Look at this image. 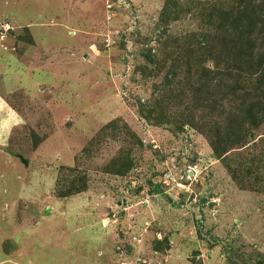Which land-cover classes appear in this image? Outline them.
Listing matches in <instances>:
<instances>
[{
  "label": "rangeland",
  "instance_id": "1",
  "mask_svg": "<svg viewBox=\"0 0 264 264\" xmlns=\"http://www.w3.org/2000/svg\"><path fill=\"white\" fill-rule=\"evenodd\" d=\"M168 1L0 0V264H264V123L218 157L145 114L200 26Z\"/></svg>",
  "mask_w": 264,
  "mask_h": 264
},
{
  "label": "trees",
  "instance_id": "2",
  "mask_svg": "<svg viewBox=\"0 0 264 264\" xmlns=\"http://www.w3.org/2000/svg\"><path fill=\"white\" fill-rule=\"evenodd\" d=\"M178 7L177 1L169 0L165 13L176 20ZM186 7L183 12L200 23L198 32L175 41L179 53L169 67L173 81L166 80L145 114L159 122L157 118L165 120L160 100L175 104L177 115L165 121L195 128L221 157L253 141L264 123V0H189ZM85 188L83 184L69 194Z\"/></svg>",
  "mask_w": 264,
  "mask_h": 264
},
{
  "label": "crops",
  "instance_id": "3",
  "mask_svg": "<svg viewBox=\"0 0 264 264\" xmlns=\"http://www.w3.org/2000/svg\"><path fill=\"white\" fill-rule=\"evenodd\" d=\"M23 124L24 121L22 117L10 106L5 97L0 94V149H6V147L9 145V141L11 139L13 131L15 129H21L22 126H24ZM34 142L36 143V140H34ZM19 160H21L23 165H27V161L25 159H20L19 157ZM3 188L4 187H2V189L0 190V197L2 195L8 196L7 192L2 191ZM4 200H6V197ZM4 206L6 207L5 204ZM4 216V213L0 215V217Z\"/></svg>",
  "mask_w": 264,
  "mask_h": 264
},
{
  "label": "water",
  "instance_id": "4",
  "mask_svg": "<svg viewBox=\"0 0 264 264\" xmlns=\"http://www.w3.org/2000/svg\"><path fill=\"white\" fill-rule=\"evenodd\" d=\"M20 159H22L21 157H20ZM25 163V162H24Z\"/></svg>",
  "mask_w": 264,
  "mask_h": 264
}]
</instances>
